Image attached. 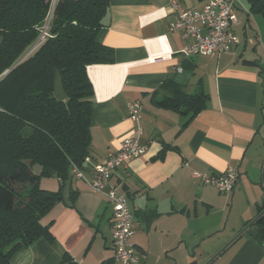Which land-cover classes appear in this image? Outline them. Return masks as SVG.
Returning <instances> with one entry per match:
<instances>
[{
	"label": "crops",
	"instance_id": "0c3cea01",
	"mask_svg": "<svg viewBox=\"0 0 264 264\" xmlns=\"http://www.w3.org/2000/svg\"><path fill=\"white\" fill-rule=\"evenodd\" d=\"M174 1L197 9L207 3L109 0L110 22L98 39L114 49L115 61L87 69L92 142L83 171L92 177L94 164L118 151L134 127L127 103L140 100L145 152L118 167L108 183L128 196L139 264H264V241L249 229L239 235L264 203V16L252 8L259 0H236L232 50L191 56L182 52L189 39L169 30ZM178 89L206 93L205 108L192 117L156 103ZM231 166L239 173L232 192L193 175ZM40 186L63 187L64 200L41 219L53 241L41 237L20 248L11 264L115 259L114 201L72 171L66 181L43 177Z\"/></svg>",
	"mask_w": 264,
	"mask_h": 264
},
{
	"label": "trees",
	"instance_id": "16d2710c",
	"mask_svg": "<svg viewBox=\"0 0 264 264\" xmlns=\"http://www.w3.org/2000/svg\"><path fill=\"white\" fill-rule=\"evenodd\" d=\"M52 1L0 0V264H11L17 250L41 237L53 241L41 219L64 200L63 187L46 190L40 180L66 181L73 165L87 168L93 114L87 69L115 61L114 49L98 39L109 0H56L51 36L36 51L26 53L39 38L37 26L47 18ZM252 8L264 16V0L254 1ZM57 70L68 95L63 101L54 96ZM208 98L204 92L178 89L175 95L155 101L193 117ZM33 164L42 165L40 175L34 173ZM16 184L23 188L18 190ZM263 210L264 203L259 213ZM249 231L264 241V215ZM103 264H115V259Z\"/></svg>",
	"mask_w": 264,
	"mask_h": 264
},
{
	"label": "built area",
	"instance_id": "2783aa9c",
	"mask_svg": "<svg viewBox=\"0 0 264 264\" xmlns=\"http://www.w3.org/2000/svg\"><path fill=\"white\" fill-rule=\"evenodd\" d=\"M55 2L56 0L45 21L37 26L40 35L31 48V53L51 36L50 29ZM235 2L236 0H207L203 9H197L174 1L175 18L170 23L169 30L180 32L184 38L189 39L188 44L182 50L184 55H215L232 50L238 42L233 29L238 22ZM127 111L134 127L132 132L124 138L118 151L106 160L95 163L92 177L86 175L76 165L72 166L71 171L76 177L84 179L92 191L105 193L110 200L116 203L112 223L115 260L118 264H139V254L132 240L135 227L133 213L128 205V196L120 194L114 186L108 187L109 180L116 169L140 157L146 149L141 143L144 133L141 126L142 102L140 100L129 101ZM193 175L205 184L215 185L223 193L234 191L239 180V173L234 166L228 167L220 174L194 172Z\"/></svg>",
	"mask_w": 264,
	"mask_h": 264
},
{
	"label": "water",
	"instance_id": "95a60500",
	"mask_svg": "<svg viewBox=\"0 0 264 264\" xmlns=\"http://www.w3.org/2000/svg\"><path fill=\"white\" fill-rule=\"evenodd\" d=\"M109 22H110V9L108 8L106 15L101 20V25L107 26V25H109ZM1 41H2V36H0V42ZM8 72H9V70L5 71L4 75L7 74ZM54 96L59 101L65 100L68 96L66 91H65L63 80H62V75H61L59 70L56 71V76H55ZM25 163L30 166V165H32V160H26ZM32 168H33V171L36 175H40L42 172V169H43L42 165H40V164H33ZM263 215H264V210L262 212H260L253 220H251L244 227V229L239 233V235H241L246 230H248L251 226H253L259 220V218Z\"/></svg>",
	"mask_w": 264,
	"mask_h": 264
},
{
	"label": "rangeland",
	"instance_id": "374dc122",
	"mask_svg": "<svg viewBox=\"0 0 264 264\" xmlns=\"http://www.w3.org/2000/svg\"><path fill=\"white\" fill-rule=\"evenodd\" d=\"M54 1H52V5H53ZM35 43H33L31 46L28 47L26 53H28L30 51V49L32 48V46L34 45ZM15 187L18 189V190H21L23 188V185L22 184H16Z\"/></svg>",
	"mask_w": 264,
	"mask_h": 264
}]
</instances>
